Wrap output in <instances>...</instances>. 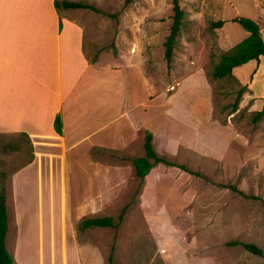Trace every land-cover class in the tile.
<instances>
[{"label": "rangeland", "instance_id": "obj_1", "mask_svg": "<svg viewBox=\"0 0 264 264\" xmlns=\"http://www.w3.org/2000/svg\"><path fill=\"white\" fill-rule=\"evenodd\" d=\"M81 1L99 11L62 9L77 12L86 26L88 57L115 64L138 58L149 81L152 129H147L154 133L156 150L199 172L160 162L141 180L133 159L145 154L147 129L130 148L100 149V175L96 166L73 162L72 237L91 254L85 264H264V256L232 244L251 242L264 249V121L251 123L264 101L252 91L255 60L237 67L230 77L210 75L221 53L249 34L236 17L264 25V0H181L185 23L171 66L165 40L173 0ZM220 19L226 21L223 27L212 26ZM121 122L129 130L128 118ZM31 154L26 137L0 134V189L10 193L13 173ZM78 176L85 180L78 181ZM127 205L118 229L81 228L83 219L93 216H113L118 222ZM23 221L22 235L27 236L29 221ZM14 224L11 215L8 248L18 258L26 251L39 255L37 223L31 228V245L19 239L16 245ZM44 238L47 253L46 221Z\"/></svg>", "mask_w": 264, "mask_h": 264}, {"label": "crops", "instance_id": "obj_2", "mask_svg": "<svg viewBox=\"0 0 264 264\" xmlns=\"http://www.w3.org/2000/svg\"><path fill=\"white\" fill-rule=\"evenodd\" d=\"M76 15L58 8L56 0H0V134L26 137L32 150L31 158L13 173L6 193L9 228L12 215L16 245L18 239L31 245L36 223L40 238L37 256L26 251L18 258L8 248L14 264L90 260L91 254L72 237L70 166H96L100 175V149L130 148L145 129H152L147 109L151 92L141 62L137 57L119 64L91 60L86 26ZM253 67L252 91L264 101V56ZM58 115L62 134L55 129ZM126 117L129 130L121 124ZM24 219L30 226L27 236L22 235Z\"/></svg>", "mask_w": 264, "mask_h": 264}, {"label": "trees", "instance_id": "obj_3", "mask_svg": "<svg viewBox=\"0 0 264 264\" xmlns=\"http://www.w3.org/2000/svg\"><path fill=\"white\" fill-rule=\"evenodd\" d=\"M180 1L181 0H173V22L170 33L165 40V57L170 66L173 62L175 55L174 51L177 49L185 23V11L181 6ZM56 6L58 8H90L99 11L96 6L83 1L56 0ZM234 20L240 23L242 27L249 32V34L235 46L221 53L219 60L214 64L213 70L210 73L213 79H223L230 77L234 74V70L237 67L252 60H255V64H258L260 57L264 56V38L262 35L261 22L247 16H238ZM225 22L226 21L223 19L213 21L212 26L215 28L223 27ZM242 93V90H240L237 99L233 104V112L238 110V104ZM262 121H264V107L261 110L255 111L251 116L252 124H258ZM55 129L58 133H63V120L60 115H58L55 119ZM144 149V155L137 156L133 159L136 174L141 180H143L150 173L155 164L160 162L172 166H178L181 169L195 175L199 174V172H194L193 170L189 169L185 164H178L177 162L170 161L166 156L159 154L154 145V133L152 131H145ZM227 187H232V189L239 191V189L234 185H229ZM127 208L128 205L120 213L118 222H116L113 216H93L83 219L81 228L83 230L91 227H114L115 229H118L121 221L124 219V214L126 213ZM8 229L9 213L6 204V191L0 189V264L15 263L14 256L7 246ZM232 244H240L251 253L264 256V249L256 243L234 241ZM112 249L114 251L115 246H113ZM109 261L113 262V254L110 255Z\"/></svg>", "mask_w": 264, "mask_h": 264}]
</instances>
